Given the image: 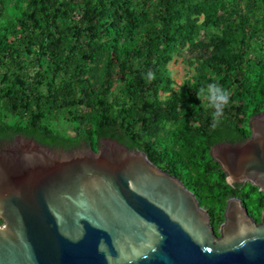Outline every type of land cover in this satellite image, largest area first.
Returning <instances> with one entry per match:
<instances>
[{
    "label": "trees",
    "instance_id": "16d2710c",
    "mask_svg": "<svg viewBox=\"0 0 264 264\" xmlns=\"http://www.w3.org/2000/svg\"><path fill=\"white\" fill-rule=\"evenodd\" d=\"M263 110L264 0H0V144L117 139L222 221L230 197L260 211L264 193L230 184L211 146L242 142Z\"/></svg>",
    "mask_w": 264,
    "mask_h": 264
},
{
    "label": "water",
    "instance_id": "95a60500",
    "mask_svg": "<svg viewBox=\"0 0 264 264\" xmlns=\"http://www.w3.org/2000/svg\"><path fill=\"white\" fill-rule=\"evenodd\" d=\"M242 142L211 146L230 184L264 193V110ZM230 197L218 236L177 176L110 137L54 148L23 135L0 144V264H264L256 223Z\"/></svg>",
    "mask_w": 264,
    "mask_h": 264
},
{
    "label": "rangeland",
    "instance_id": "374dc122",
    "mask_svg": "<svg viewBox=\"0 0 264 264\" xmlns=\"http://www.w3.org/2000/svg\"><path fill=\"white\" fill-rule=\"evenodd\" d=\"M170 69L173 71V76L176 80L177 83H181L184 79V77L186 76V73L188 71V64L185 63L184 58L180 57V56H176L175 59L173 61L170 62L169 64ZM71 133L74 134L73 130H70ZM248 186L245 188L247 189ZM248 191V189H247ZM254 198L251 199H244L247 208H249V210L254 211V213L256 214V217L259 215V211L257 209V203L253 200Z\"/></svg>",
    "mask_w": 264,
    "mask_h": 264
},
{
    "label": "flooded vegetation",
    "instance_id": "af4514ba",
    "mask_svg": "<svg viewBox=\"0 0 264 264\" xmlns=\"http://www.w3.org/2000/svg\"><path fill=\"white\" fill-rule=\"evenodd\" d=\"M98 145L95 146V148H97ZM246 184V183H244ZM242 200V199H241ZM243 202V205L247 208L246 204L244 203V201L242 200ZM248 210V216L250 218H252L256 223H259L261 220H262V216L264 214V207L259 211V215L256 217V214L254 213V211H250L249 208H247ZM224 214V213H223ZM211 216V214H210ZM224 222V217H223V220L222 221H219V220H216V218H213L211 217V225L213 226V229L215 231V233L219 236L220 235V227H221V224Z\"/></svg>",
    "mask_w": 264,
    "mask_h": 264
}]
</instances>
